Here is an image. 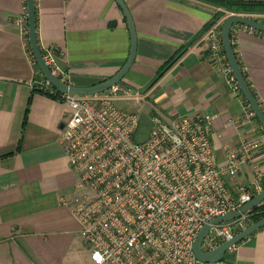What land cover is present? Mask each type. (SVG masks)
<instances>
[{
  "label": "crops",
  "instance_id": "1",
  "mask_svg": "<svg viewBox=\"0 0 264 264\" xmlns=\"http://www.w3.org/2000/svg\"><path fill=\"white\" fill-rule=\"evenodd\" d=\"M34 1L37 45L41 53L53 51L66 83L88 86L123 65L130 37L114 0ZM124 3L135 28L136 52L122 78L127 93L120 97L140 103L142 125L153 115L166 121L207 115L217 164L240 139L263 134L256 119L243 123L245 100L213 65L204 32L216 12L223 16L213 25L233 14L264 24V12H228L202 0ZM25 15V0H0V264H94L64 204L75 194L76 181L58 143L70 108L65 101L31 93L33 83L44 77L29 55ZM257 32L233 24L230 35L246 81L264 105V37ZM253 157L236 177L226 179L232 193L241 186L253 191L255 173L264 172V144ZM216 264H264V226Z\"/></svg>",
  "mask_w": 264,
  "mask_h": 264
},
{
  "label": "built area",
  "instance_id": "2",
  "mask_svg": "<svg viewBox=\"0 0 264 264\" xmlns=\"http://www.w3.org/2000/svg\"><path fill=\"white\" fill-rule=\"evenodd\" d=\"M247 31L257 32L248 26ZM257 33L264 37V32ZM204 39L213 65L240 94L219 25L210 26ZM41 55L50 72L65 82L53 51L44 49ZM43 85L51 87L45 79ZM118 93L127 90L115 84L92 95L62 94L70 114L62 122L58 143L76 177L75 194L64 204L79 224L91 262L204 264L192 249L204 225L210 227L200 248L210 250L252 223L249 211L217 224L211 221L238 211L262 189L264 172L255 173L252 192L241 186L232 193L225 181L253 160L264 134L240 139L217 164L207 115L193 113L169 121L153 115L144 128L137 113L115 106ZM252 120L254 113L244 101L243 123Z\"/></svg>",
  "mask_w": 264,
  "mask_h": 264
},
{
  "label": "water",
  "instance_id": "3",
  "mask_svg": "<svg viewBox=\"0 0 264 264\" xmlns=\"http://www.w3.org/2000/svg\"><path fill=\"white\" fill-rule=\"evenodd\" d=\"M117 6L121 9L122 16L125 19V24L129 32L130 37V49L128 56L123 63V65L117 70L112 76L98 81L94 84L88 86H74L69 85L61 81L57 76L53 75L48 66L44 63L41 51L37 45L36 33H35V8L34 0H25L26 5V24H27V41L29 49L31 51L32 57L41 72L45 80H47L50 85L61 93L75 94V95H92L101 93L115 84H120L125 73L130 68L136 52V34L134 24L129 13L127 6L124 3V0H114ZM233 24H242L248 27H251L255 30L264 32V24L259 23L251 18H248L243 15L233 14L226 17L222 23L219 25L220 28V39L223 52L225 54L226 60L228 62L230 72L234 77V80L239 88V91L247 102L249 107L254 113L256 121L260 124L261 128L264 130V114L258 105L257 101L253 97L245 78L242 74L241 67L236 59L234 51L232 49V43L230 39V30ZM264 200V185L262 189L255 194L248 202L243 204L238 211L227 213L219 217L214 218L211 223L217 224L232 218H236L240 213H246L256 207L260 202ZM264 226V217L259 218L258 220L247 225L244 229L236 233L230 239L220 243L216 247L210 250H201L200 244L205 233L208 231L210 225H204L194 243H193V253L195 258L204 263V264H216L220 262L225 257V252L241 241L243 238L247 237L257 229Z\"/></svg>",
  "mask_w": 264,
  "mask_h": 264
},
{
  "label": "trees",
  "instance_id": "4",
  "mask_svg": "<svg viewBox=\"0 0 264 264\" xmlns=\"http://www.w3.org/2000/svg\"><path fill=\"white\" fill-rule=\"evenodd\" d=\"M204 2L210 3L212 5H215L217 7L223 8L225 11L228 12H234V13H257V12H264V0H202ZM34 8H35V1H34ZM35 14V11H34ZM223 16L222 12H216L214 14L213 20L205 27L208 28L209 26L213 25V23H215L220 17ZM36 21V20H35ZM27 30V27H26ZM25 36H27V31L25 32ZM230 39H231V43H232V49L234 51L235 48V43L233 41V39L231 38L230 35ZM29 54L31 55L30 50L28 49ZM234 54L236 56V52L234 51ZM237 59V56H236ZM31 61L35 64V67L37 68L38 71V67L36 66V63L34 61V59H32L31 57ZM238 61V60H237ZM170 61H167L165 63V66L168 65ZM239 63V61H238ZM239 66L241 67L240 63ZM242 70V67H241ZM242 74L245 78L246 81V77H245V73L242 70ZM44 79L42 78L41 81H35L33 83L32 89H31V93L34 92H39L42 93L52 99H56L59 101H63V97L61 92L57 91L56 89H54L52 86L50 87H45L43 85ZM247 83V81H246ZM122 84V82L120 83ZM248 85V83H247ZM249 87V85H248ZM250 89V87H249ZM253 97L255 98V100L257 101L258 105L260 106L263 114H264V105L262 102H260L255 93L250 89ZM144 127H146L147 125H143ZM262 133L264 134V130L261 129ZM249 215H250V219L252 222L258 220L261 217H264V200L262 202H260L256 207H254L253 209H251L249 211Z\"/></svg>",
  "mask_w": 264,
  "mask_h": 264
},
{
  "label": "rangeland",
  "instance_id": "5",
  "mask_svg": "<svg viewBox=\"0 0 264 264\" xmlns=\"http://www.w3.org/2000/svg\"><path fill=\"white\" fill-rule=\"evenodd\" d=\"M116 96L119 98L114 99L113 102L118 109L123 110V111H128V112L134 111L136 113L142 111L141 116L145 117V110L141 109L140 103H137L134 99H127V98L120 97L122 96V93H118V95Z\"/></svg>",
  "mask_w": 264,
  "mask_h": 264
}]
</instances>
